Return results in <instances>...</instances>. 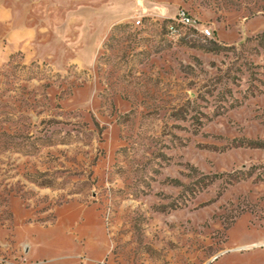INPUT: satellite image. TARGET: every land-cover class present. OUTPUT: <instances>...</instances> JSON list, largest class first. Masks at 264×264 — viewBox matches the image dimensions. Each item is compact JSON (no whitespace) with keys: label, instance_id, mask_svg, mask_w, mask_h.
I'll return each instance as SVG.
<instances>
[{"label":"rangeland","instance_id":"rangeland-1","mask_svg":"<svg viewBox=\"0 0 264 264\" xmlns=\"http://www.w3.org/2000/svg\"><path fill=\"white\" fill-rule=\"evenodd\" d=\"M263 32L264 0H0V264H264Z\"/></svg>","mask_w":264,"mask_h":264},{"label":"built area","instance_id":"built-area-1","mask_svg":"<svg viewBox=\"0 0 264 264\" xmlns=\"http://www.w3.org/2000/svg\"><path fill=\"white\" fill-rule=\"evenodd\" d=\"M140 22V20L138 21ZM176 23L181 26L191 27L192 29H195L198 33H200L203 37L212 38L213 32L211 28L202 25L201 22L194 18L189 11L182 8L179 12L178 19L176 20ZM180 27L177 25H172L169 27L170 33L172 35H179L180 34Z\"/></svg>","mask_w":264,"mask_h":264},{"label":"trees","instance_id":"trees-1","mask_svg":"<svg viewBox=\"0 0 264 264\" xmlns=\"http://www.w3.org/2000/svg\"><path fill=\"white\" fill-rule=\"evenodd\" d=\"M172 25H177L178 27H182L181 25H178L177 23H176V20H171V19H169L168 21H167V31H168V33L170 34V35H172L171 33H170V30H169V27L170 26H172ZM193 32H197L195 29H193L192 30ZM172 36H175V35H172ZM264 37V32L263 33H261V34H259V35H257L255 38L256 39H261V38H263Z\"/></svg>","mask_w":264,"mask_h":264}]
</instances>
